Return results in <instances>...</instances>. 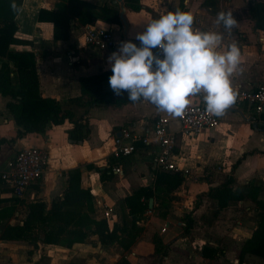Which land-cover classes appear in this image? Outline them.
<instances>
[{"label":"crops","instance_id":"crops-1","mask_svg":"<svg viewBox=\"0 0 264 264\" xmlns=\"http://www.w3.org/2000/svg\"><path fill=\"white\" fill-rule=\"evenodd\" d=\"M34 1L37 2V5L34 17H31L30 28H27L26 22L23 18L21 19L27 0L23 1L22 11L17 16L19 26L17 36L33 40V45H14L13 48L30 50L36 53L43 96L57 98L62 102H66L70 98L81 94V77L96 75L104 71L111 72L107 57L113 51H116L118 47L105 51L87 47L84 38L85 24L81 23L72 25V35L69 40L55 41L53 24L40 22L38 13L41 8L53 9L58 0ZM87 1L95 4H104L105 1L109 0ZM122 1L126 7L125 1ZM246 1L229 0V6L239 8L242 14L233 15L238 26L231 33L227 31L221 33L224 34L225 47L231 43H236L241 51V67L244 71L242 74L234 76L233 86L241 85L245 88H252L264 79V31L254 28V22L248 13ZM113 2L118 1L114 0ZM163 2V0H143L141 12L144 13L145 8L153 6L159 7L162 5L163 8H166L168 3L162 4ZM184 2L186 7L190 8L188 12L192 14L193 9L200 5L201 0H184ZM119 4L121 8V3L119 2ZM141 12L133 13L126 7L128 18L125 13L128 29L126 33L124 31V34L133 38L131 40L137 43L138 46L139 41L134 39L135 34L143 31L144 26L151 21L150 17ZM213 21L215 22L213 18L204 19L203 24L207 25V30L215 31L211 29ZM98 22L108 26L105 21L102 22V19H99ZM4 61L5 59L0 57V66ZM104 87L106 90H111L108 80L105 81ZM10 100V96H5L0 91V139L14 138L12 142L1 145L0 166L4 165L6 167L4 171L8 169L9 162L7 161L15 150L19 151L29 146H40L47 148L49 151V165L46 171L41 179L27 190L23 197L35 199L38 196L37 193L45 195L47 200L56 196L62 197L68 187V172L71 169L80 167L82 171V186L92 190L95 206L100 212H102V207L99 205L101 200L114 210L115 204L113 200L129 193V183L132 176L134 179L137 178L135 182L146 183L150 182L151 177L158 171L153 163L154 153L158 150L157 144L146 145L138 142L139 145L132 155L122 156L113 165L121 166V173L113 172L112 168L109 170V173L115 175V178H112L118 183L117 190L109 189V185L112 184L109 181V177L103 173L99 174L100 171H97L94 165L98 167L99 162L114 158L115 137H123L124 143L127 144L134 136L152 134L154 122L159 116H166L171 119L172 130L178 131L180 128L177 117L158 111L155 105L141 99L136 103L124 104L119 108L111 106L90 108L88 111L90 137L83 141L69 138L68 132L73 128V124L70 122L62 125L50 123L43 133H28L18 138L17 131L19 126L6 108V104ZM197 103H201L199 97H192V104ZM74 109L76 118H78L83 110L81 108ZM263 119L264 114L260 116L250 104L236 100L234 105L220 117L221 124L219 127L205 130L197 137L179 134L174 159L179 165L191 169L194 175L204 180L201 183L204 191L223 183L227 176L232 173V168L237 164L233 171L236 179L235 185L253 184L254 186H260L259 198L264 199ZM174 122L178 125L177 128H172V123ZM124 131L128 132V137H125ZM14 157L15 155L12 156V159ZM150 163L152 164V169L150 168ZM124 164L129 166L127 173L125 172ZM109 166L108 163L107 167ZM217 167L221 169H217ZM101 168L105 169V167ZM139 177H141L140 180H138ZM106 182H108V187H106ZM7 194V191L3 192L1 197H11ZM255 210L257 209L255 208ZM113 214L114 211L111 216ZM111 216L108 221L113 222L114 220ZM225 221L228 220H222L221 222L223 227L220 224L218 225L217 230L219 233L226 228L224 225ZM170 223L171 221L166 223L167 230L170 227ZM244 228L243 225L234 227V229H231V233L236 239L242 240L241 238L245 235L247 237L244 239L250 238L252 233L244 232ZM213 242L211 240L210 244L219 246ZM222 243L225 244V246L222 244V247H225L224 250L221 249L224 252L222 258H228L229 255H240L244 244V242ZM230 243L234 246V252L231 250ZM98 251L103 254L106 253L107 257H109L106 262L110 264H115L120 259L117 257L113 258L110 252L98 250L97 244L82 246L80 243L75 244L72 248L46 244L36 250L33 245L26 242L0 239V264H74V262L77 264H101L100 261L104 256L97 255ZM42 252L47 255L48 262L40 261ZM213 258H203L202 262L203 264H213L214 260H211ZM132 261L134 264L138 263L136 260ZM236 261L239 262V259L237 258ZM259 264H264V262Z\"/></svg>","mask_w":264,"mask_h":264},{"label":"trees","instance_id":"trees-1","mask_svg":"<svg viewBox=\"0 0 264 264\" xmlns=\"http://www.w3.org/2000/svg\"><path fill=\"white\" fill-rule=\"evenodd\" d=\"M23 1L16 0L21 9ZM124 1L127 5V0ZM247 1L248 13L254 22V28L264 31V0ZM11 2L12 0H0V57L5 59L0 66V91L3 95L11 97L6 108L19 126L18 138L28 133H43L50 123L62 125L70 122L73 124V128L68 132L69 138L83 141L90 137V120L88 117L90 108L95 106L119 108L124 104L136 103L127 99V93L117 96L112 90L105 89L104 83L111 76L109 71L81 77V94L66 102L57 98L44 97L41 92L36 53L13 48L14 45H33V40L17 36L19 31L17 16L19 13H14L11 10ZM99 19L120 24L122 21L120 8L114 2L95 4L87 0H58L53 9L41 8L38 13L40 22L53 24L55 41L69 40L72 35V25L75 23L95 24ZM74 108L83 110L78 118H76ZM13 140L14 138H1L0 147L2 144ZM136 145L138 146L139 143ZM116 161L111 158L110 166L106 169L111 170ZM236 165L223 183L212 186L206 192L198 195L193 210L200 206L204 196L215 199L219 210L228 208L231 201L253 200L258 211L257 225L251 237L244 242L241 248L238 264L246 263L249 256H252L259 264V262H264V199L259 198L260 186L253 184L235 185L236 179L233 171ZM158 171L155 183L158 187L164 186L167 189H174L184 180L182 172ZM3 181L6 183L5 180ZM8 187L12 191V188ZM3 192L0 190V201L10 202V204L0 209L1 240L31 241L34 230L40 227L44 236L35 237L40 241L33 245L36 250L46 244L67 248H72L75 244H86L89 243L86 241L91 234L98 235L99 244L107 248L115 243L113 241L118 230L125 231L128 229V215L123 220V226L121 228L115 226L113 230L110 229L107 219L96 220L92 218V213L95 212L94 195L90 188L82 186L80 167L68 172V187L63 196L55 199L51 205L38 200L29 202L27 204V217L20 224H12L9 221V218L15 214L17 198L20 197L2 198ZM154 194V188L146 185L125 196L124 204L129 209L130 215L135 216L147 207L150 210L149 200ZM147 198L148 204L143 200ZM55 216L64 224L60 223L59 227H55L51 223ZM70 225L74 227L71 228ZM192 225L193 221L190 220L186 229H191ZM44 255L42 252L40 261L44 259ZM117 264L130 263L122 260Z\"/></svg>","mask_w":264,"mask_h":264},{"label":"rangeland","instance_id":"rangeland-1","mask_svg":"<svg viewBox=\"0 0 264 264\" xmlns=\"http://www.w3.org/2000/svg\"><path fill=\"white\" fill-rule=\"evenodd\" d=\"M113 1L114 0L105 1L104 4L112 3ZM163 1L164 2L162 4L168 3V6L166 8H163L161 5L159 7L153 6L144 9L145 15L150 17V20L158 18L159 15L168 11L174 12L177 9L187 12L190 11V8L186 7L184 0ZM115 3L120 8L119 2ZM228 3L229 0H201L200 5L194 8L192 12V15L194 16V27L204 31H209L206 29L207 25L203 24L204 19L209 20L210 18H213V20H216L215 18L217 16V13L221 11L231 12L232 15L242 14L239 8H232ZM142 4L143 0H127L126 7L130 9V12L136 13L142 11ZM36 5V1L27 0L25 9L21 14V19L23 18V20L26 22L27 28H30V21L32 19L31 17H34ZM126 14L128 18V13ZM103 21L104 20H102V22ZM105 23H107V27L112 30L114 38L119 41V43L121 41H126V39H133L127 37V34H124L125 27L123 21H121L120 24H113L106 21ZM211 29L219 32H226L222 25H216L214 21L212 22ZM85 45L87 47L95 48L88 45L86 42ZM177 126L178 125L175 122L172 123V128H177ZM17 152L18 151L15 150L9 156L10 158L7 162H10L12 160V156H16ZM109 161V159H105L99 162L98 167L94 165V167H96L95 169H97V171H100L99 174H102L103 171L107 170L106 168ZM151 165L152 164L150 163V168ZM101 167H105V169L103 170ZM124 167L125 172L127 173L129 166H127V164H124ZM220 167L222 166L220 165ZM4 169H6L4 165L0 166V190L4 192L7 191L9 194L11 191L2 178L3 173L5 172ZM217 169L221 168L217 167ZM106 172L103 174H106V176L109 177L110 183H112L109 185V189L117 190L118 183L112 178H115V175L109 173V170H107ZM158 172L159 171H156V174L151 177L152 179L149 180L151 183H137L135 182L137 178L134 179L133 176L129 183V189L131 192L129 191L128 194L132 193L134 190L138 189L141 186H146V184L154 188L155 194L151 197L154 199L153 207H150L149 200V207L151 210H153L152 212H149L147 207L139 211L135 216H131L129 209L126 208L124 204V198L128 195L125 194L124 196L113 200V203L115 204L114 214L113 216H110L114 221H108V224H110L109 226H111V230H113L115 226H119L121 228L123 226V220L128 215V229L125 231L118 230L113 241L115 243L111 246H108L107 248H104L99 244L98 235L95 234H91L86 241L89 243L82 244V246L90 244L96 245L97 243L98 250L110 252V255L113 258H120L117 263H119L120 261L122 262V260H126L130 264H134L132 263V260H136V262H138L137 264H203V258L209 259V257H214L213 259H211L214 260L213 264H238L236 259H239V254H235V256L229 255L228 258H222V256H224V252L221 251V249H225V247H222V244H224L222 242H245L248 239H244L247 237V235L242 237V240L236 239V237H234V235L231 233V229L243 225L245 227L243 230L244 232L246 231L249 234L253 233L257 225L256 222L258 211L255 210L256 203L251 199H246L242 202L231 201L228 208L219 210L217 207V201L215 199L204 196L200 207L197 209V211H193V207L196 201L195 199L202 191H204L203 185L201 184L204 182V180L199 178V176L194 175L191 169H189L188 173H183L184 180L179 186L175 187L174 189H167L164 186H156L155 183ZM140 178L141 177H139L138 180H140ZM108 182L105 183L106 187H108ZM37 194L38 196L35 197V199H29V197L17 198L15 214L13 217L9 218V221L12 224H20L26 219L28 213L27 204L29 202L38 200L51 205L55 199L60 198V196H56L50 200H47L45 199V195H42L41 193ZM143 200L148 204V198ZM8 204H10V202L0 201V209ZM92 218L96 220H108L105 213L103 211L100 212L96 206L95 212L92 213ZM190 220L193 221V225L191 229L187 230L186 228ZM222 220L228 221H225L224 223V225L226 226V228H224V231L219 233L217 229L219 224L223 227V225L221 224ZM167 221H171L170 227L167 231H163V228L166 226ZM61 222L63 221H60L58 218L56 219V216L51 221V223L55 227H59L61 224H64ZM179 222H181V224H179ZM70 227L73 228L74 226L70 225ZM36 236H44V233L41 231L40 227H37L34 230L31 241L19 242H26L27 244L36 245V242H40L38 241L39 239L35 238ZM211 240H213V243H216L219 246H213L212 244H210ZM230 244L231 250L234 252V246L232 243ZM97 255H100L102 257L104 256L100 261L101 264H110L106 262L109 258L107 257L106 253L103 254L102 252L98 251ZM44 256L45 257L42 261L48 262L47 255ZM246 263L257 264L252 256H249L247 258ZM74 264L77 263L74 262Z\"/></svg>","mask_w":264,"mask_h":264},{"label":"clouds","instance_id":"clouds-1","mask_svg":"<svg viewBox=\"0 0 264 264\" xmlns=\"http://www.w3.org/2000/svg\"><path fill=\"white\" fill-rule=\"evenodd\" d=\"M14 13L21 7L10 4ZM216 25L231 33L238 23L231 12L217 13ZM132 40L121 41L107 57L113 93H127L132 102L146 100L158 111L183 117L199 97L205 111L221 117L236 102L235 75L242 74L241 51L236 43L224 46V34L194 27L187 11H168L152 19ZM154 49L156 51H154Z\"/></svg>","mask_w":264,"mask_h":264},{"label":"built area","instance_id":"built-area-1","mask_svg":"<svg viewBox=\"0 0 264 264\" xmlns=\"http://www.w3.org/2000/svg\"><path fill=\"white\" fill-rule=\"evenodd\" d=\"M85 42L97 49L109 50L117 48V41L112 30L107 26L100 24H85ZM154 51H156L154 49ZM237 92V101L250 104L254 110L261 116L264 114V79L255 87L245 88L241 85H235ZM180 128L178 131L171 129V119L166 116H159L153 126L152 134L145 136H134L132 140L125 144L123 137H115V149L113 157L118 160L122 156L132 155L136 151V143L142 142L146 145L156 143L158 150L154 153L153 163L157 170H166L174 172L188 173L189 169L179 165L175 159V149L178 143L179 134L197 137L203 131L217 128L221 124L220 117L209 115L205 111L202 103L191 104L183 117H177ZM264 124V119L262 120ZM125 137L128 132L124 131ZM49 165V151L45 147L29 146L19 150L16 156L9 162L8 169L3 173V180L12 188L7 194L9 196L23 197L27 190L38 180L46 171ZM113 172L121 173V166H113ZM102 211L107 218L114 211L104 201H99ZM153 210H149L152 212ZM167 230V226L163 231Z\"/></svg>","mask_w":264,"mask_h":264},{"label":"water","instance_id":"water-1","mask_svg":"<svg viewBox=\"0 0 264 264\" xmlns=\"http://www.w3.org/2000/svg\"><path fill=\"white\" fill-rule=\"evenodd\" d=\"M117 1L121 3L120 17H121V19H122V21H123V23H124V25H125V30H124V31H125V33H126V32H127V29H128V21H127L126 16H125V13H126V7H125V5H124V3H123L122 0H117ZM153 201H154V199L151 198V199H150V207H153Z\"/></svg>","mask_w":264,"mask_h":264}]
</instances>
